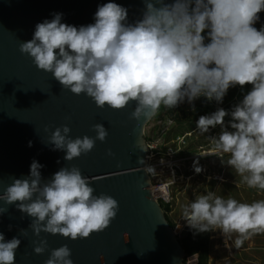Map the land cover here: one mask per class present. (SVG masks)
<instances>
[{"label": "clouds", "instance_id": "9594fccd", "mask_svg": "<svg viewBox=\"0 0 264 264\" xmlns=\"http://www.w3.org/2000/svg\"><path fill=\"white\" fill-rule=\"evenodd\" d=\"M142 17L127 19V8L108 0L97 6L94 22L74 26L54 13L35 25L32 38L20 51L50 72L72 93L89 96L98 107L119 109L135 101L131 116L147 122L161 106L192 103L200 96L222 101L235 85H252L230 112L217 108L196 120V130L208 133L220 126L209 153L224 162L249 188L264 190V26L254 25L264 10V0H143ZM232 130L224 124V117ZM95 138H71L67 125L49 137L54 149L72 160L90 151L107 130L93 125ZM196 172L201 171L194 161ZM42 164L32 160L29 174L12 177L0 192V202L14 204L31 217L34 235L43 231L76 239L88 237L109 225L118 210L110 195H93L88 177L77 167H61L43 180ZM145 171L155 174L152 166ZM6 209L0 206V213ZM182 218L196 231L220 230L236 248L256 233L264 232V199L251 203L214 192L197 195L182 206ZM234 237V238H233ZM20 239L5 240L0 232V264H14ZM43 253L47 242H33ZM71 250L61 245L51 250L44 264H73Z\"/></svg>", "mask_w": 264, "mask_h": 264}, {"label": "water", "instance_id": "95a60500", "mask_svg": "<svg viewBox=\"0 0 264 264\" xmlns=\"http://www.w3.org/2000/svg\"><path fill=\"white\" fill-rule=\"evenodd\" d=\"M108 0H0V192L12 177L29 174L33 159L43 165V180L61 167H77L88 177L93 195L106 194L118 202L108 226L88 237L71 239L60 234H33L31 217L14 204H3L0 232L5 240L20 239L14 264H44L52 249L67 245L73 264H195L197 255L185 257L179 237L187 233L172 228L151 188L147 167L148 146L143 119L131 116L135 101L114 109L98 107L85 93H72L39 69L20 51L38 22L62 13V23L74 26L94 22L98 5ZM127 8V19L142 17L143 0H113ZM107 130L103 141L72 160L49 143L51 132L62 125L71 138H95L93 125ZM46 240L43 253L33 251L35 241ZM186 259V262H185ZM190 261V262H189Z\"/></svg>", "mask_w": 264, "mask_h": 264}, {"label": "rangeland", "instance_id": "374dc122", "mask_svg": "<svg viewBox=\"0 0 264 264\" xmlns=\"http://www.w3.org/2000/svg\"><path fill=\"white\" fill-rule=\"evenodd\" d=\"M170 123L171 121L167 119H151L145 126L144 132L147 134L155 126L164 128ZM177 125L178 124H175L174 122L175 127H173L172 130H168V133L171 136L173 134V136L170 139L171 141L166 144H173L172 146L175 147V150H173L171 156H167L165 153L167 149L165 152H163V150L160 149L161 147H158L155 142H151L148 147V151L154 149L162 153L160 155L150 154L152 156L148 159V163L156 164L162 160L161 162H163V164L172 163V165L178 167L179 170L186 168L190 169L193 173V175H190V177H185L184 175L181 177L179 174L178 178H176V183L173 187H171L173 203H171L172 209L168 213V216L175 222V227L179 226L180 230H184L185 227H190L185 219L182 218V206L190 203L196 198L197 195L205 194L208 191L224 196L225 198L232 196V194L234 195L231 189L227 187L228 184H234L236 187V198L242 200V202H245L246 198L248 197L247 195L250 196L248 198L251 201L257 200L258 196H264V192L262 190L254 188L256 189V192L255 194H252V192L247 189V186L241 182L240 176L234 172L231 166L224 162L227 158V154H225V157L222 158L216 154L209 153L212 145L211 141L206 137L217 136L220 132L219 125H217L215 128H210L209 132L205 134H200L195 128V132L192 130L191 133H185V131H188L187 129L189 127L187 128L185 124L182 123L181 128H176ZM228 127V130H232L230 126ZM174 130H177L178 134H174ZM181 133L184 135L187 134V136H189L188 138H183L185 142L184 144L176 143L174 141L175 136L180 135ZM203 139H206V147L200 148V141ZM180 140L181 137L178 139V141ZM183 146L184 149L185 147L190 148L191 150L193 149L192 153L195 152V154L192 155L191 150H189L188 155H191L190 159L197 162L198 166L201 168V171H195L193 164L194 161H189V163L187 161H185L186 163L183 162V157L179 155V152L183 150ZM212 166L217 168V170H215L214 175H212L213 177L210 179L207 169L211 168ZM182 174L184 173L182 172ZM169 177L170 175L167 172H159L158 178L167 180ZM209 241L210 253L206 264H264V232L254 234L249 239L245 240L239 248H236L232 243V239L225 238L224 234L218 229L209 230Z\"/></svg>", "mask_w": 264, "mask_h": 264}, {"label": "trees", "instance_id": "16d2710c", "mask_svg": "<svg viewBox=\"0 0 264 264\" xmlns=\"http://www.w3.org/2000/svg\"><path fill=\"white\" fill-rule=\"evenodd\" d=\"M258 16H259V20L256 21L254 26L259 30L261 26H264V10L259 12ZM251 87L252 85L248 83H246L243 86L238 85V84L235 86H232L227 90V93L225 94L222 101L220 102H217L214 99L209 100L205 98L204 96H200L199 98L195 99L192 103H189L187 102V100H185L184 102L177 104L172 109L161 106L158 113L154 115L152 119L154 120L167 119V120H170L171 123L166 130L161 128L160 126L159 127L155 126L153 129H151L149 133L145 134V139L147 143L155 142L158 147H161L160 149H162L163 152H165V150L169 147L175 148L174 146H172L173 144H166L171 141L170 139L173 136V134L171 136L168 133V130L169 129L172 130L173 127H175L174 122L175 124L176 123L178 124L176 128L178 127L181 128L182 123H184L187 128L189 127L187 129L188 131H185V133H188L191 130H194L193 132H195V129H196L195 122L199 118V116L210 114L211 112L215 111L217 108H224L227 112H230L232 108L242 100L243 96L251 89ZM223 119H224V124L227 125L226 127H228L229 126L228 122L231 120L230 115H226ZM173 133L178 134L177 130H174ZM208 137H211V136H207L206 138ZM204 143H206V139ZM189 150L191 149L187 147H185L184 149V146H183V150L179 152V155L182 156L183 158H186L187 156H190L188 155ZM192 152H193V149L191 150V153ZM158 154L160 155L162 153L159 152ZM188 170L190 169L183 168L182 170H179V173L183 172L184 175H188L190 174ZM227 187L230 188L231 191L234 193V195L232 194V197L237 199L236 198V187L234 186V184L232 185L229 184ZM247 189L251 191L252 194H255L256 192L255 191L256 189L254 188H253L254 190L249 187H247ZM262 191L264 192V190ZM247 196L250 197L249 195ZM248 197L246 198L245 202L251 203L252 201ZM261 198H264V196L262 195L258 196L257 200ZM237 200L242 202V200L240 199H237ZM172 201H173V198L171 202H168V203L158 200L165 214V217L168 221V224L172 228H174L175 222L168 216V213L172 209V204H171L173 203ZM179 241H180L182 248L185 251L186 258L191 255L196 254L197 259H196L195 264H206L207 259L209 257V253H210L209 231L200 232V231H196L195 229L189 227L187 229L186 235L184 237H179ZM185 262H186V259H185Z\"/></svg>", "mask_w": 264, "mask_h": 264}, {"label": "built area", "instance_id": "2783aa9c", "mask_svg": "<svg viewBox=\"0 0 264 264\" xmlns=\"http://www.w3.org/2000/svg\"><path fill=\"white\" fill-rule=\"evenodd\" d=\"M170 124H168L169 126ZM168 126H165L163 129H167ZM181 137V140L178 141V139ZM183 135H177L175 136L174 141L176 143H183ZM151 144L148 143V147ZM173 150H175V148L169 147L166 150V155L167 156H171L173 153ZM159 152L157 150L154 151L150 150L148 151V155H147V160L152 156L150 154H158ZM162 161V160H161ZM157 162L156 164L152 163H148L147 162V166H152L155 169V174H149L150 175V180H151V188L153 190V193L155 195V197L157 198V200H161L165 203L171 202L172 200V195H171V187L174 186V184L176 183V178H178V175L180 174L181 177L182 174L179 173V168L176 167L175 165H172V163H167V164H163V162ZM169 161V160H168ZM165 171L170 175V179L168 178L167 180L165 179H161L158 178L159 176V172Z\"/></svg>", "mask_w": 264, "mask_h": 264}, {"label": "flooded vegetation", "instance_id": "af4514ba", "mask_svg": "<svg viewBox=\"0 0 264 264\" xmlns=\"http://www.w3.org/2000/svg\"><path fill=\"white\" fill-rule=\"evenodd\" d=\"M192 131V130H191ZM191 131H190V133H191ZM194 131V130H193ZM187 135V134H186ZM189 136H186L185 137V135H183V138H188ZM204 141H205V139H203L202 141H200V143H201V145L199 146L200 148H202V147H206V143H204ZM185 142H184V139H183V144H184ZM208 145V144H207ZM195 154V152L192 154V155H194ZM191 158V155L190 156H187L186 158H183V161H187L188 163H189V161H194V160H192V159H190ZM215 165H216V163H215ZM214 165V166H215ZM215 170H217V168H215V167H211V168H209V169H207V172H208V175L210 176V179L213 177L212 175H214V172H215ZM188 172H190V174H188V175H184V174H182V176L184 175L185 177L186 176H188V177H190V175H193V173H192V171L191 170H188ZM210 182V181H209ZM208 182V183H209Z\"/></svg>", "mask_w": 264, "mask_h": 264}, {"label": "crops", "instance_id": "0c3cea01", "mask_svg": "<svg viewBox=\"0 0 264 264\" xmlns=\"http://www.w3.org/2000/svg\"><path fill=\"white\" fill-rule=\"evenodd\" d=\"M180 135H184L183 133L182 134H180ZM185 136H187V135H185ZM217 182V181H216ZM229 185V184H228Z\"/></svg>", "mask_w": 264, "mask_h": 264}]
</instances>
